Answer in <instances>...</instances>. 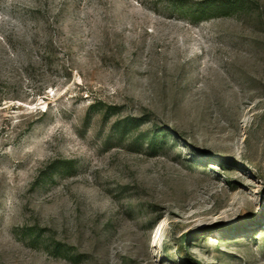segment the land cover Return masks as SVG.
<instances>
[{"label":"rangeland","instance_id":"obj_1","mask_svg":"<svg viewBox=\"0 0 264 264\" xmlns=\"http://www.w3.org/2000/svg\"><path fill=\"white\" fill-rule=\"evenodd\" d=\"M0 264H264V0H0Z\"/></svg>","mask_w":264,"mask_h":264}]
</instances>
